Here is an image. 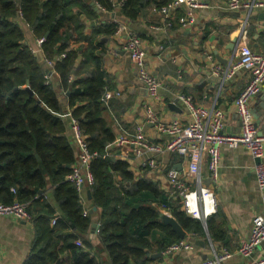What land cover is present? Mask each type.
<instances>
[{"label":"trees","instance_id":"obj_1","mask_svg":"<svg viewBox=\"0 0 264 264\" xmlns=\"http://www.w3.org/2000/svg\"><path fill=\"white\" fill-rule=\"evenodd\" d=\"M78 1L0 0V201L31 202L36 239L25 264H147V253L154 246L163 251L180 237L153 205L169 206L159 185L146 178L134 180L129 162L113 159L119 151L109 147L116 134L102 118L106 108L102 98L110 84L103 61L107 44L101 37H112L117 23L104 20L87 33L79 15L93 11L90 3L86 11ZM93 1L106 10L114 9L112 0ZM170 1L125 0L120 11L134 20L150 6L161 10ZM20 13L37 36L47 37L45 50L50 58L55 57L57 73L49 84L45 75L50 68L25 43ZM62 53L65 57L59 60ZM60 89L88 135L91 149L99 154L92 163L96 182L89 186L93 205L101 211L98 248L88 238L91 208L85 215L81 192L66 179L76 154L66 133ZM114 175L121 177L119 183ZM47 192L54 201L47 198ZM171 210L186 232L205 234L202 222L188 216L179 203ZM206 228L217 241L222 228L216 227L213 214Z\"/></svg>","mask_w":264,"mask_h":264},{"label":"crops","instance_id":"obj_2","mask_svg":"<svg viewBox=\"0 0 264 264\" xmlns=\"http://www.w3.org/2000/svg\"><path fill=\"white\" fill-rule=\"evenodd\" d=\"M201 1L204 6L196 9V23L190 26H183L180 22V17L186 12L185 6L174 12L171 20L172 26H168L161 10H158L155 5L150 6L143 15L132 20L123 16L120 8L114 7L113 10H106L93 0L78 1V5L83 7L85 5L86 11L89 10L86 4L90 3L93 11L79 15V18L86 23L87 33L92 32V27L104 20L109 22L119 20L127 25L128 30L138 34L147 52V66L161 82L160 97L152 98L147 87L140 81L130 54L123 47L125 34L118 36L115 31L112 37L102 35V41L107 44L103 61L110 84L103 96L107 92L112 93L109 100L102 98L106 106L102 118L116 134L115 142L109 149L119 151L113 159H123L129 162L130 170L134 173V180L146 178L159 185L169 206L163 207V203L158 204L157 202H153V205L160 213L169 216H173L171 210L173 205L179 203L181 210L183 207L178 199L170 196L167 172L171 168L178 169L183 179L194 187L193 179L188 171V162L178 154L164 150L156 154L157 168L144 167L142 162L145 160V154L137 155L134 146L121 145L118 140L119 136L125 132L133 133L135 126L143 121L147 104L155 108L163 121L179 118L187 122L190 114L179 100L180 94L191 95L196 103L204 106L217 103L226 114L225 131L229 134L240 133L241 119L235 100L249 83L251 73L240 69L233 78L224 81L221 74L215 73V67L216 65L225 66L235 56L237 37L245 21L246 12L245 10H231L228 7V0ZM83 7H78V10H82ZM20 24L25 31V43L29 46L33 45L39 36L23 20H20ZM247 27V39L250 45L254 50H261L264 47V7L255 9ZM59 83L58 78L55 84L59 85ZM58 93L59 98L65 104L66 133L75 146L77 161L78 147L69 127V113H72L73 108L67 106L65 93L61 89ZM250 104L255 121L258 122L259 132L264 134V85L262 90L252 98ZM146 133L152 141H166V137L159 134L152 124H146ZM221 149L219 179L214 181L211 178L207 158L201 170L204 184L210 186L217 197L218 210L213 215L216 227L222 228L218 240L213 241L206 228L207 224L205 225L202 220L198 219L206 229L205 234L186 232V236L180 238L191 242L195 247L194 250L168 254L164 253V250L158 251L154 246L147 253L150 257L147 264H201L212 256L210 241L233 252V256L223 260L222 264H252L264 257V242L251 256L245 257L239 254L242 241L250 236L253 217L264 212V192L259 188L256 180L253 168L254 159L249 150L242 146L232 148L224 145ZM109 152L113 153V151ZM114 179L117 183L121 181L119 175H114ZM14 189L12 188L13 191ZM44 192L45 190L41 191V193ZM80 192L84 205L87 209L91 208L90 211L93 213V223L88 238L98 248L99 238L96 228L99 226L101 211L93 205L89 186L85 185ZM46 196L54 201L51 192H47ZM26 202L30 207L31 202ZM54 220L56 222V218L52 223H55ZM159 233L164 236L163 232ZM35 239L36 228L32 221L13 216H0V264H25ZM100 252L105 259L108 258L105 251L100 250Z\"/></svg>","mask_w":264,"mask_h":264},{"label":"built area","instance_id":"obj_3","mask_svg":"<svg viewBox=\"0 0 264 264\" xmlns=\"http://www.w3.org/2000/svg\"><path fill=\"white\" fill-rule=\"evenodd\" d=\"M125 0L113 1L115 8H121ZM182 6L186 12L180 17L183 26H190L196 23V9L203 7L201 0H171L163 5L161 12L172 26L173 14ZM228 7L231 10H245L246 18L239 31L236 43V54L231 61L224 65H216L215 73L221 74L224 81L233 78L240 69L248 70L251 78L247 86L236 97L235 104L241 119V131L237 134H229L225 131L226 114L224 110L215 103L212 106H204L194 101L191 95L180 94L179 100L186 106L190 119L183 122L179 118L170 121L160 119L155 108L151 104L146 105L145 118L135 126L133 133L125 132L119 136L121 145H132L136 148V154H145L142 162L144 167L157 168L156 154L169 150L183 157L188 162V171L193 179L194 187L187 180H184L181 172L171 168L167 172L168 191L174 199H178L183 210L207 224L210 215L218 210L217 197L214 190L204 184L202 166L204 160L208 159V168L211 178L217 181L220 176L221 147L227 145L232 148L245 147L254 159V173L259 188L264 192V134L259 132L251 108V100L257 95L264 85V47L261 50H254L248 41V22L256 8L264 7L261 0H228ZM21 20L24 21L22 13ZM116 34L123 36V47L130 54L134 62L138 77L147 87L152 98L160 97L161 82L147 66V52L144 48L142 38L134 31L128 30L127 25L116 20ZM29 25V24H28ZM264 32V27H263ZM47 37L39 36L33 45L29 46L31 52L38 56L49 68L45 75L46 83H50L54 76L55 57L50 58L45 50ZM65 57V53L58 56V59ZM74 76L70 77L73 80ZM112 96L107 92L103 98L107 101ZM69 127L73 133L74 141L78 147L77 161L73 164L71 172L66 179L73 182L79 191L87 185H94L96 182L92 169V163L97 151L90 147L88 135L81 126L80 120L69 113ZM146 124L153 125L156 131L166 137L165 142L152 141L146 133ZM14 191H16L14 189ZM264 194V193H263ZM163 207H168L163 204ZM88 214V209L84 210ZM0 216H13L22 220H31L29 203L16 200L12 203L0 202ZM55 222V220H54ZM100 231V225L96 233ZM264 242V212L257 214L252 219L250 236L244 239L239 247V254L248 257L253 255L257 247ZM83 245L81 241L77 242ZM212 256L201 264H222L223 260L233 256V252L226 247H219L213 241L209 242ZM194 245L186 239H180L170 244L164 253H175L179 251H192ZM252 264H264V257L254 261Z\"/></svg>","mask_w":264,"mask_h":264},{"label":"water","instance_id":"obj_4","mask_svg":"<svg viewBox=\"0 0 264 264\" xmlns=\"http://www.w3.org/2000/svg\"><path fill=\"white\" fill-rule=\"evenodd\" d=\"M234 44L235 43L233 42V45ZM27 87H28L30 93L32 94L33 92L31 91V89L29 87V81L27 82ZM256 123L258 125V122H256ZM160 216L162 217V219L165 223L172 226L173 230L178 234V236L180 238H184L186 236V231L183 229V227L178 223V221L173 216H169V215H166L163 213H160Z\"/></svg>","mask_w":264,"mask_h":264}]
</instances>
